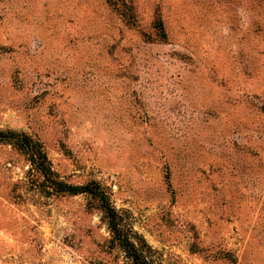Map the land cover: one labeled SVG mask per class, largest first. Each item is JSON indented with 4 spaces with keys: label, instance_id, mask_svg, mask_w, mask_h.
<instances>
[{
    "label": "rangeland",
    "instance_id": "obj_1",
    "mask_svg": "<svg viewBox=\"0 0 264 264\" xmlns=\"http://www.w3.org/2000/svg\"><path fill=\"white\" fill-rule=\"evenodd\" d=\"M6 129L158 264H264V0H0ZM27 168L0 144V264H129L86 194Z\"/></svg>",
    "mask_w": 264,
    "mask_h": 264
},
{
    "label": "trees",
    "instance_id": "obj_2",
    "mask_svg": "<svg viewBox=\"0 0 264 264\" xmlns=\"http://www.w3.org/2000/svg\"><path fill=\"white\" fill-rule=\"evenodd\" d=\"M155 26L159 35L165 37L160 19H157ZM0 144L12 147L25 157L28 165L27 182L47 196L86 194L89 203L95 204L101 212L110 234L111 246L118 249L129 264H158L152 257L151 247L127 224L123 213L111 203L108 193L99 183L91 181L83 185H73L58 179L41 143L25 132L0 130Z\"/></svg>",
    "mask_w": 264,
    "mask_h": 264
}]
</instances>
